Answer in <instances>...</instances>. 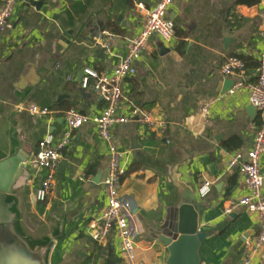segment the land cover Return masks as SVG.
I'll use <instances>...</instances> for the list:
<instances>
[{"label": "crops", "instance_id": "1", "mask_svg": "<svg viewBox=\"0 0 264 264\" xmlns=\"http://www.w3.org/2000/svg\"><path fill=\"white\" fill-rule=\"evenodd\" d=\"M158 1L18 0L11 28L0 34V150L17 138L31 160L40 141L55 145L68 133L65 110L98 115L105 103L83 89L85 70L110 74L126 54L128 39L141 31L136 6L149 9ZM167 18L174 24V39L164 45L168 52L160 55L162 40L150 38L121 101L124 113L137 108L163 120L165 133L155 134L134 119L112 133L124 171L119 196L131 207L134 260L124 258L115 238L97 244L85 234L105 207L101 181L108 167L107 146L85 124L71 132L46 200L36 203L33 197L45 172L29 167L16 194L22 225L31 235L60 236L52 264H163L166 247L153 234L169 230L179 203L173 171L194 188L202 208L200 229L209 236L200 247V264L263 262L261 255L246 257L257 234L254 217L241 207L225 210L245 193L240 163L259 127L247 94L226 93L230 82L255 81L264 0H172ZM100 32L113 36L107 50L96 44ZM65 34L68 39H62ZM230 57L244 69L228 78L221 67ZM33 107L51 115H33ZM232 157L240 158L229 167ZM261 173L264 177V157ZM205 183L208 193L201 195Z\"/></svg>", "mask_w": 264, "mask_h": 264}, {"label": "built area", "instance_id": "2", "mask_svg": "<svg viewBox=\"0 0 264 264\" xmlns=\"http://www.w3.org/2000/svg\"><path fill=\"white\" fill-rule=\"evenodd\" d=\"M36 1V0H31ZM18 0H1L0 5V34L11 28V18ZM172 0H159L153 7L145 9L143 5L136 6V13L143 18L141 31L128 39L127 52L117 63L110 74H98L92 70H85L83 89H90L105 103L102 111L95 116L82 114L74 109L63 112L62 118L68 133L64 138L53 145L47 140L38 144L37 154L29 161L30 169L39 172L44 171L45 177L34 191V201L44 202L52 189L53 174L61 157V152L68 145L70 134L80 129L85 124H91L96 129L99 140L107 146L108 167L101 181L106 200L105 207L97 219L92 220L85 234L97 244H104L111 238L118 242V248L124 258L130 263L134 260L135 235L130 226V204L119 196L120 182L124 171L120 166L121 154L114 140L113 130L132 119L144 126L147 130L164 135L166 123L149 113L137 108H131L127 113L123 112L121 105L125 81L136 75V64L148 48L151 37H159L163 44L169 47L174 39V24L167 18V11ZM261 48L257 56L256 78L253 83H245L243 80L233 83L226 93L229 96L238 91L247 94L249 104L256 110L259 117V127L251 149L240 163L239 172L243 177L244 195L236 203L226 208L225 213L231 212L236 207H241L254 217L257 222V234L255 240L249 245L246 257L261 255L264 264V177L261 173V159L264 157V29L259 35ZM113 36L107 32L96 35V44L105 50L109 49ZM244 63L236 57L228 58L222 65L224 76L231 78L241 73ZM201 111L205 114L208 105L205 104ZM30 112L37 116H50L47 108H31ZM165 143L169 140L165 138ZM237 158L232 157L229 167L237 163ZM80 180H84L81 176ZM209 184L205 183L199 193H208ZM244 264H249L244 260Z\"/></svg>", "mask_w": 264, "mask_h": 264}, {"label": "water", "instance_id": "3", "mask_svg": "<svg viewBox=\"0 0 264 264\" xmlns=\"http://www.w3.org/2000/svg\"><path fill=\"white\" fill-rule=\"evenodd\" d=\"M65 38L69 35L65 34L62 39ZM158 51L160 55L168 52L163 43ZM100 52L103 54L104 50ZM232 85L230 82V87ZM29 161L30 154L24 152L17 138L8 150H0V264H52V253L60 240L53 231L38 239L22 225L16 194L29 177ZM98 179L100 177L94 181ZM171 182L179 203L173 210L169 230L155 232L153 237L166 247L163 264H200V247L209 234L200 229L202 208L198 196L175 171Z\"/></svg>", "mask_w": 264, "mask_h": 264}, {"label": "trees", "instance_id": "4", "mask_svg": "<svg viewBox=\"0 0 264 264\" xmlns=\"http://www.w3.org/2000/svg\"><path fill=\"white\" fill-rule=\"evenodd\" d=\"M122 178H123V176H122ZM122 178H121V180H122Z\"/></svg>", "mask_w": 264, "mask_h": 264}]
</instances>
